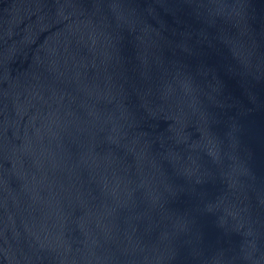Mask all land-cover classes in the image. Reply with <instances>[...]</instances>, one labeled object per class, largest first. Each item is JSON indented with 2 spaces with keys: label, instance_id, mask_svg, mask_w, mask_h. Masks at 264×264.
<instances>
[{
  "label": "water",
  "instance_id": "1",
  "mask_svg": "<svg viewBox=\"0 0 264 264\" xmlns=\"http://www.w3.org/2000/svg\"><path fill=\"white\" fill-rule=\"evenodd\" d=\"M0 264H264V0H0Z\"/></svg>",
  "mask_w": 264,
  "mask_h": 264
}]
</instances>
